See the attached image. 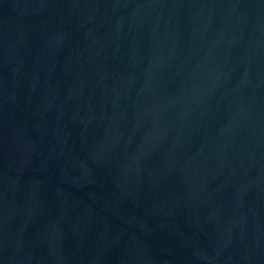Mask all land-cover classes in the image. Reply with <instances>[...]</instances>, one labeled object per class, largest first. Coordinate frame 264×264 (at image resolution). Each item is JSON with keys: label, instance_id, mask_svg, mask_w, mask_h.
Instances as JSON below:
<instances>
[{"label": "water", "instance_id": "95a60500", "mask_svg": "<svg viewBox=\"0 0 264 264\" xmlns=\"http://www.w3.org/2000/svg\"><path fill=\"white\" fill-rule=\"evenodd\" d=\"M0 264H264V0H0Z\"/></svg>", "mask_w": 264, "mask_h": 264}]
</instances>
